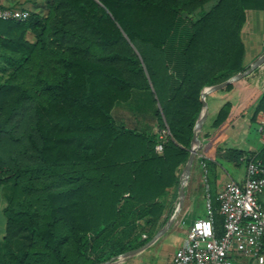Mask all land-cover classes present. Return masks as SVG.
I'll list each match as a JSON object with an SVG mask.
<instances>
[{"label":"trees","instance_id":"trees-1","mask_svg":"<svg viewBox=\"0 0 264 264\" xmlns=\"http://www.w3.org/2000/svg\"><path fill=\"white\" fill-rule=\"evenodd\" d=\"M33 3L25 21L0 19V264H99L145 245L174 212L202 91L247 69L248 11H264V0ZM135 90L150 94L159 128L169 130L161 152L159 134L113 115ZM231 111L224 104L213 126ZM260 112L264 93L254 122ZM257 130L264 134V123ZM221 155L264 165V144Z\"/></svg>","mask_w":264,"mask_h":264},{"label":"crops","instance_id":"crops-1","mask_svg":"<svg viewBox=\"0 0 264 264\" xmlns=\"http://www.w3.org/2000/svg\"><path fill=\"white\" fill-rule=\"evenodd\" d=\"M0 2L5 6L24 7L30 10L35 6L33 0H0ZM249 11L258 14L264 12L260 10ZM262 29L258 26L255 28V32L264 31V26ZM251 40L250 38V40L247 41L245 38L247 46V67L264 53V37L257 41L255 40V42ZM254 43L256 44L254 45ZM1 77L2 73L0 72V79ZM263 93L264 65L247 77L235 82L233 89L229 91L219 89L208 94L206 97L208 102V117L199 135L202 146L196 153L190 177L185 185V198L182 209L170 229L156 242L139 253L118 261L115 264H174L175 253L177 249L184 244L191 224L196 219L205 218L209 215L207 209L208 195H211L215 205L219 191L228 181L235 180L243 182L245 180L246 167L238 166L234 162L226 160L222 157L221 151H224L226 148L259 151L263 146L264 141L262 140V134L260 130H257V127L261 128V124L264 123V112L258 114L257 122L252 120L258 101ZM134 96L135 93L128 103L115 106L113 115L116 121L118 124H123L126 127L149 134H159L161 137L164 130L159 128L156 108L155 110H150L149 113L136 110L137 107L134 104ZM227 102L232 103L230 121L224 126L216 128L213 126L214 121L220 109ZM182 173L177 188V199L173 202L174 190H171L168 196L170 204L173 202L175 207L171 216L175 213L179 205V190ZM170 204H168L163 214V219L169 215ZM6 205L7 202L3 194L0 193V210L4 215V208ZM180 229L182 230L181 240L175 241L178 234H180ZM5 233L6 224L4 229L0 232V240H3ZM143 238H147V233L143 234Z\"/></svg>","mask_w":264,"mask_h":264},{"label":"built area","instance_id":"built-area-1","mask_svg":"<svg viewBox=\"0 0 264 264\" xmlns=\"http://www.w3.org/2000/svg\"><path fill=\"white\" fill-rule=\"evenodd\" d=\"M28 9L5 6L0 2V19L25 21ZM169 134L165 129L156 148L164 149ZM264 141V134H262ZM264 165L251 159L243 182L228 181L217 195L218 212L224 217V232L218 235L214 203L208 195L209 215L196 219L184 244L174 256V264H264ZM146 236V235H145Z\"/></svg>","mask_w":264,"mask_h":264},{"label":"water","instance_id":"water-1","mask_svg":"<svg viewBox=\"0 0 264 264\" xmlns=\"http://www.w3.org/2000/svg\"><path fill=\"white\" fill-rule=\"evenodd\" d=\"M263 65H264V53L260 57H258L249 67H247L246 70L238 72L235 75L229 77L225 81H222L218 84L208 86L202 91L201 98H202V101L204 103V107H203V111H202L201 115L199 116V118L195 124V127H194V137H193L192 146H191V154H190L188 162L186 163L184 170H183V173H182L181 185H180V190H179V205H178L175 213L171 216V218L168 220V222L165 224V226H163L157 232V234L149 242H147L145 245H143L139 248H136V249L129 250L123 254L115 256L112 259L105 261V262H102V263H99V264H115L118 261H121L123 259H127V258L139 253L140 251L146 249L148 246H150L151 244L156 242L160 237H162L170 229V227L173 225L176 217L178 216L180 210L182 209V206L184 203V198H185V185H186V183L190 177V174L192 171V165H193L196 153L202 146L201 139H200L199 135H200V132L203 128V125H204V123L208 117V102H207L206 97L208 96V94H210L216 90L223 89L227 85H229L231 83H235V82L247 77L248 75L255 72L257 69L262 67Z\"/></svg>","mask_w":264,"mask_h":264},{"label":"rangeland","instance_id":"rangeland-1","mask_svg":"<svg viewBox=\"0 0 264 264\" xmlns=\"http://www.w3.org/2000/svg\"><path fill=\"white\" fill-rule=\"evenodd\" d=\"M248 13H249V18H248V22L245 26V38L247 39V41H249L251 38L252 39L251 41L255 42V40L257 41V40L261 39L262 37H264V31L255 32L256 27L260 26V28L262 29L264 26V12L258 14V13H253L252 11H249ZM182 25H183V27H185L186 26L185 22H183ZM178 33H180V35H177L176 38H174V40L171 43V46H173L177 50H180L182 45H183V41H184L183 37L184 36H183V33L181 31ZM253 36H254V38H253ZM256 43H254V45ZM134 93H135L134 104L137 107L136 110H142L145 113H149L150 110L151 111L155 110L156 106L152 102V100L149 96L150 94L148 92L135 90ZM120 113H122V112H120ZM5 224H6V217L3 214V212L0 210V232L4 229ZM181 229H180V234H178V237L176 238L175 241H178L179 239L181 240V238H180V237H182L181 236V231H182ZM6 250L7 249L5 248L4 252Z\"/></svg>","mask_w":264,"mask_h":264}]
</instances>
